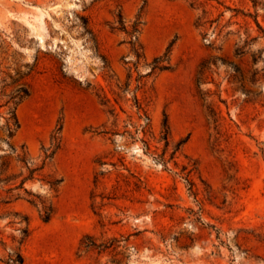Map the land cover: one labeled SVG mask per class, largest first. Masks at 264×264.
I'll list each match as a JSON object with an SVG mask.
<instances>
[{"label":"rangeland","instance_id":"rangeland-1","mask_svg":"<svg viewBox=\"0 0 264 264\" xmlns=\"http://www.w3.org/2000/svg\"><path fill=\"white\" fill-rule=\"evenodd\" d=\"M190 2L0 0V264L18 248L23 264H264V11L259 29L226 9L250 0H213L203 29ZM119 13L129 29L141 17L137 67ZM171 42L170 68L147 75ZM58 125L51 161L12 189L17 157L39 163Z\"/></svg>","mask_w":264,"mask_h":264},{"label":"trees","instance_id":"trees-1","mask_svg":"<svg viewBox=\"0 0 264 264\" xmlns=\"http://www.w3.org/2000/svg\"><path fill=\"white\" fill-rule=\"evenodd\" d=\"M213 0H204L203 2H198V0H191L190 5L192 7H198L201 6L202 7V13L197 17L196 19V26L200 27V28H205L207 22H212L213 20H205V15L207 13V10L203 7L204 3H208L211 2ZM251 2V7L254 9L253 12L247 10L244 11L243 9H239L236 7H229L226 6V9L234 12V16H242L243 18H251L253 19V21L257 24V26L259 27V29H261L259 21H258V8H262L264 11V2L260 1V0H250ZM141 17H136L135 21L133 22V24L131 25L130 29L127 28L126 24L124 23L123 17L121 15V13H119V23L118 25H113V23L110 25L111 29L113 30H122L124 31L128 36H129V41L128 43L131 45V50L135 53L136 56V60L135 62H133L134 66L137 67L141 58H144V54L141 51L142 50V46L139 42L138 36L137 34L140 32V24L142 23L140 20ZM261 31L263 32L264 35V30L261 29ZM245 44H247V41L244 42ZM173 42H171L167 48L165 49L164 53L162 55H158L155 56L151 63H150V71L148 72L147 75L154 73L155 71H163V70H167L170 68V53H171V48H172ZM243 52V46H237L235 48V54L236 55H242ZM261 55H253L254 60H257ZM130 78V76H129ZM138 83L141 82V78L137 79ZM126 88L124 90L127 91V87L129 86V83H126ZM138 87V86H137ZM133 100H134V104L137 108V112L140 114V118L141 115H143L144 117V122L141 124H138L136 130L137 131H142L144 134L148 131V129H150V117L149 115L146 113V110L142 107L141 103L139 102V100L137 99L136 95L133 96ZM109 103V99L104 96L102 99V104H107ZM111 113H114V109H110ZM115 116H117V114H114ZM13 127L10 126V124H7V128H6V132H7V137L11 138L16 129L19 127L18 121L15 117V115L13 114ZM62 130V125H58V127L56 128V130H54V134L51 137V141H50V145L48 147L43 146L42 147V155H41V159L39 163H35L34 161H32V159L28 156V153L26 151L23 152V155L18 156L17 159L18 161L22 164V167H24L26 169L27 174L25 176H23L20 180V182L18 184H16L12 189H22L23 185L26 181L28 180H33L35 178V176L37 174H40V171H42V169L44 168V166L46 165V163L48 161H51V159L53 158L54 154L56 153L57 149L59 148L60 145V133ZM56 134H58L59 136L57 137ZM159 141H163L164 142V152L162 155L159 156L160 160H162L164 163L166 162L164 159V154L166 152V149L169 147L171 141H170V127L168 124V120L165 117V120L163 122L162 125V129H161V135H160V139ZM146 143V141H144ZM185 142V140H181L179 141L173 148V152L171 154V158L174 157L175 153L177 152V150L183 145V143ZM190 172V171H189ZM22 174L19 173L18 175H14L13 178L11 180H15L18 177H21ZM186 182L189 185V189L192 190V188L194 187V183L193 181L188 178H185ZM50 187L53 188L58 184V180H53L49 182ZM25 192H28L26 189H24ZM31 194V193H29ZM33 195V194H32ZM36 197V199H28V201L32 204L35 205H40L41 210H40V216L41 219L44 222H47L51 219L53 213H54V207L51 203L46 202V200L41 199L40 197H38L37 195H34ZM26 222V225L24 228L21 229V239L19 240V244L21 245L26 238L29 235V230H28V220L26 217H24L23 219ZM81 245L84 247L85 250H91V249H95V248H99L100 246H103L105 248L109 247L108 245L105 244H97L94 240H92L89 236L85 237L84 240H82ZM112 244H110L111 246ZM8 264H23V257L20 253V250L18 248V250L13 251L10 254L9 260H8Z\"/></svg>","mask_w":264,"mask_h":264}]
</instances>
